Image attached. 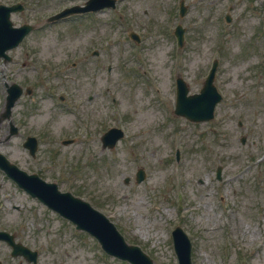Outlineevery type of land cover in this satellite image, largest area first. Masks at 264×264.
Instances as JSON below:
<instances>
[{
	"label": "rangeland",
	"instance_id": "374dc122",
	"mask_svg": "<svg viewBox=\"0 0 264 264\" xmlns=\"http://www.w3.org/2000/svg\"><path fill=\"white\" fill-rule=\"evenodd\" d=\"M16 1L26 6L12 14L16 25L42 24L75 3H0ZM184 1L183 19L177 15L179 0H117L115 9L32 33L26 45L34 54L27 57L37 66L20 67V48L11 53L14 61L0 65V111L3 82L33 88L32 97L16 102L11 120L24 121V130L40 127L36 159L21 151V137L4 140L3 125L0 151L20 167L57 181L62 191L80 193L154 264H176L168 226L177 225L191 240L192 264H264V0ZM177 23L186 28L181 49L172 35ZM129 31L139 34L138 45L127 37ZM215 59L222 99L214 118L190 123L175 117L176 74L189 94L198 93ZM77 118H84L81 125ZM70 126L76 134L66 133ZM110 127H120L125 137L113 150L101 149L99 136ZM66 138L75 142L61 145ZM140 167L146 178L136 184ZM0 190L2 215L23 216L26 241L41 247L42 263L126 264L106 256L93 238L8 181ZM13 205L20 210L12 211ZM234 216L240 229L255 231L254 238L232 232Z\"/></svg>",
	"mask_w": 264,
	"mask_h": 264
},
{
	"label": "water",
	"instance_id": "95a60500",
	"mask_svg": "<svg viewBox=\"0 0 264 264\" xmlns=\"http://www.w3.org/2000/svg\"><path fill=\"white\" fill-rule=\"evenodd\" d=\"M105 1L112 4L111 0ZM212 78V75H210L202 94L198 97L200 98L198 101V111L189 110L187 108L185 103L195 99V97L185 98L186 88L181 86L182 90L179 89L177 105V109L180 113L190 117L192 120H204L212 117L213 105L215 101L219 100V96L213 91V87L211 86ZM20 175L18 183L25 188L30 195L37 197L47 206L73 221L78 229H84L90 232L99 240L102 247L108 253L113 252L120 257L133 258L136 259L138 263L141 262V264L151 263L146 256L135 247L126 245L113 225L110 224L102 214L92 210L88 204L72 198L68 193L60 194L54 184H46L36 176L25 179L23 178V176H25L23 173H20ZM181 237L182 239L177 243L176 251L180 264H189V244L182 234ZM139 257L143 258V260Z\"/></svg>",
	"mask_w": 264,
	"mask_h": 264
},
{
	"label": "flooded vegetation",
	"instance_id": "af4514ba",
	"mask_svg": "<svg viewBox=\"0 0 264 264\" xmlns=\"http://www.w3.org/2000/svg\"><path fill=\"white\" fill-rule=\"evenodd\" d=\"M23 229L17 220L12 222L0 213V233L4 234L0 236V264H41L36 242H27Z\"/></svg>",
	"mask_w": 264,
	"mask_h": 264
},
{
	"label": "bare ground",
	"instance_id": "6f19581e",
	"mask_svg": "<svg viewBox=\"0 0 264 264\" xmlns=\"http://www.w3.org/2000/svg\"><path fill=\"white\" fill-rule=\"evenodd\" d=\"M235 217V216H234ZM239 219H237V224H236V227L233 228L232 232H242L243 233V230L240 229V225L239 224ZM234 230H238V231H234ZM244 233H248V235L250 236V238H254L255 237V231H248V230H244Z\"/></svg>",
	"mask_w": 264,
	"mask_h": 264
}]
</instances>
